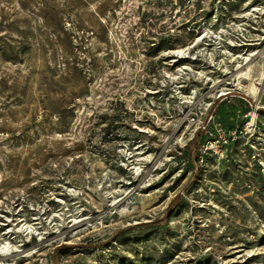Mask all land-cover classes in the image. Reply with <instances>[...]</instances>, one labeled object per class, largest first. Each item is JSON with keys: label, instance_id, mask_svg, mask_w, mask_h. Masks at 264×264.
Masks as SVG:
<instances>
[{"label": "rangeland", "instance_id": "rangeland-1", "mask_svg": "<svg viewBox=\"0 0 264 264\" xmlns=\"http://www.w3.org/2000/svg\"><path fill=\"white\" fill-rule=\"evenodd\" d=\"M246 57L264 0H0V263L264 264Z\"/></svg>", "mask_w": 264, "mask_h": 264}, {"label": "bare ground", "instance_id": "bare-ground-1", "mask_svg": "<svg viewBox=\"0 0 264 264\" xmlns=\"http://www.w3.org/2000/svg\"><path fill=\"white\" fill-rule=\"evenodd\" d=\"M189 49H178L177 51H174V54H176L179 57H186L187 53H188ZM240 58V55L238 57H235L234 59ZM245 64H247V66L245 67L246 69L238 72L237 74V84L242 87L247 89L250 93H252L255 97L260 95L261 92V87L259 86V84L264 83V68L262 67V69H260V72L258 73L257 79L258 82L256 81V79H254V68L256 66V63H253L252 61V57H246L245 58ZM258 66V65H257ZM261 66H264V64H262ZM260 66V67H261ZM239 67H242V65H239ZM246 79L249 80L248 82H250L248 85H243L242 81ZM263 86V85H262ZM151 93H154L153 91H150ZM252 120L251 123L254 124L256 122V118H257V114L256 113H252ZM250 123V124H251ZM126 152V156L127 158H131L132 155L130 152H128V150L125 149ZM146 159L150 162L153 159L152 155H148L146 157ZM131 164V168L133 169L134 173L137 175H141L144 167L142 165H136L133 164V162L130 163ZM153 179V176L150 175L149 181H151ZM151 184V183H149ZM113 205H115L117 208H119V210L121 211V213H126V214H130L131 210L129 208L128 205H124L122 202L114 200ZM84 219H77L75 218V222H81ZM28 229H30L29 233L33 232V228L32 226H29ZM19 251V248L17 246H14L11 242H6L4 244L0 243V256L2 257V259H8L10 257H12L13 255H15V253L17 254V252ZM0 264H14V262L12 263H6L5 261L1 262Z\"/></svg>", "mask_w": 264, "mask_h": 264}, {"label": "built area", "instance_id": "built-area-1", "mask_svg": "<svg viewBox=\"0 0 264 264\" xmlns=\"http://www.w3.org/2000/svg\"><path fill=\"white\" fill-rule=\"evenodd\" d=\"M197 95V94H196ZM196 95L194 96V92H193V95H190V96H188V97H190V98H194V97H196ZM192 96H194V97H192ZM199 119V115L198 114H195L194 116H193V121L194 122H197V120Z\"/></svg>", "mask_w": 264, "mask_h": 264}]
</instances>
